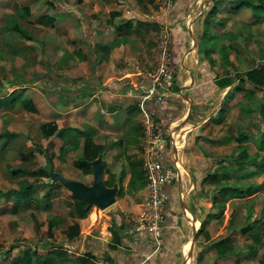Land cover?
Segmentation results:
<instances>
[{"label":"rangeland","instance_id":"obj_1","mask_svg":"<svg viewBox=\"0 0 264 264\" xmlns=\"http://www.w3.org/2000/svg\"><path fill=\"white\" fill-rule=\"evenodd\" d=\"M203 1L205 0H194L196 3L193 8L198 7V11L189 10L188 21L182 26L187 34H181V37L176 39L178 41L181 38V45L175 41L173 31L167 29L169 34L165 39L166 63L172 76L170 91L173 93L178 91L176 84L185 78L188 79L191 74V86L200 85L203 80L214 84L215 79H219L218 83L229 79L233 81L234 86L239 84L238 77H244L247 71L264 70V22L254 23L251 9L237 8L240 0H216L218 10L211 19L208 11L213 2ZM66 3H69V0H66ZM26 6L31 8L30 17L24 10ZM174 8L172 3L168 10ZM53 9H57L56 0H0V134L7 131L14 134L12 138L0 140V264H23L26 260L25 254L29 251L39 253L45 258L59 250L68 253L64 261L69 264L70 260L74 261L71 258L77 256L75 249L78 244L83 245L84 254L99 255L104 252L103 257L109 259L112 264V255L120 257L131 254L127 242H135L138 239L152 243L153 251L159 252L160 237L141 236L136 230L137 224L132 220L152 207L153 194L148 187L146 166L152 156V149L156 148L154 151H158L157 157L161 158L163 165L170 170V185L177 186L178 170L173 159L175 146L172 126L174 123L177 127L183 126L182 123L189 120L191 111L195 110V104L190 103L189 97L188 104L186 101L183 103L181 97H177L176 102H171L169 97L165 98L162 106L173 108L174 111L172 115L167 116L153 114L146 105V102H153L151 100H144L143 103L141 98L135 99L136 102H127L129 109L136 113L138 118L133 121L132 127L124 130L125 135H122V138H115L114 148L102 150V156L108 163L105 181L119 184L121 191L115 204L98 213L96 207L89 209L79 224L74 214V205L78 200L69 189L53 181L47 173L53 169L70 179L92 185L94 175L83 173L77 163L82 157L92 160L95 147L88 152H84V149L78 152H60L63 140L57 136L46 139L41 131L42 125L52 122L43 100L47 94L53 93L57 79L62 78V75L57 74L59 49L65 47L60 37L62 34L54 31L52 24L44 23L42 17L50 15ZM175 10L173 13L176 14ZM195 18L199 21V27L196 28L198 34H193ZM16 24L31 33L33 40H27L20 33L13 32L11 28ZM209 32L210 34H205ZM204 35H207V41H203ZM184 45L186 49L180 50ZM207 49L210 51L207 52ZM153 58H150V62H153ZM157 65L160 68L161 64ZM155 66L149 67V70ZM26 85L33 88V94L39 93L37 105L32 101L29 105L25 104L28 90ZM240 88L239 90L247 92V97L244 101L242 95L238 109L247 108L249 120L247 119L246 128L242 125L237 126V129L233 125L229 128L235 140L237 135L242 134L247 135L246 139L244 135L239 136V144L235 150L214 160L205 178L217 174V179L207 182L204 178L197 188H193L191 198L189 196L184 199L179 195V210L184 214L187 209L192 216V210L197 211L199 204L203 205V196H207L205 209L213 211L225 204L224 213L220 217L224 222L231 199L230 195L219 194V190L236 186L244 190L254 189V197L260 192L264 193V149L259 148V144L264 145V88L255 89L244 83L240 84ZM207 89L204 99L210 100L209 107L214 104L217 106L219 101L216 100L224 98L225 93H222L221 89L218 92L217 89L210 91V87ZM13 96H19V99L11 107ZM230 102L226 101L225 105ZM235 131L237 134H234ZM220 132L223 135L225 129ZM159 134L160 137L156 138ZM211 134L213 135V130ZM244 141L251 142L249 150H245ZM117 143H120V149ZM228 143L231 142L226 141V144ZM183 162L184 168L187 169V161L184 159ZM19 171L22 173H17ZM30 186L33 190L26 197L25 191ZM256 198L253 199V204H247L248 208L252 209V213L248 215L244 212L246 205L236 203L234 214L230 215L231 220L228 221L231 222L228 228L235 229H232L235 236L242 233V238H245L246 234L255 240L261 241L264 238V233L262 236V230L257 227L259 223L264 226V211L260 213L259 209H256L262 207L258 201L260 195ZM215 199L219 204L211 208ZM189 218L191 219L190 216ZM74 224L80 225V236L72 241L68 238V228ZM232 235L220 237L229 241L236 240ZM152 257L151 255L139 258L149 261Z\"/></svg>","mask_w":264,"mask_h":264},{"label":"crops","instance_id":"obj_2","mask_svg":"<svg viewBox=\"0 0 264 264\" xmlns=\"http://www.w3.org/2000/svg\"><path fill=\"white\" fill-rule=\"evenodd\" d=\"M172 3L175 5L176 14L173 13L174 10H168ZM195 3L194 0H69V3H66V0H56L57 9H53L50 15L42 16L52 18V27L54 31H59L58 34H62L60 37L65 46L59 49L58 53L57 74L62 75V78L57 79L53 93L45 96L44 106L49 111L51 121L55 122L59 129L73 128L86 134L78 150L84 148L86 137L93 138L97 145L105 148L104 150H110L115 147V138L119 136L122 138V135H125L124 130L132 127L133 121L138 117L129 109L127 102L141 99L144 94L143 88L148 84V76L157 73L158 63L161 64L160 67L165 66L167 57L165 39L169 34L167 29L173 31L175 41L181 37V34H187L182 26L188 21L187 14L190 9L198 11V7L193 8ZM198 23L195 18L192 26L193 34H198L196 31L199 27ZM180 40L181 38L177 41L179 45H181ZM203 41H207L206 38ZM184 49H186L185 45L180 48V50ZM152 56L153 62H150ZM154 65L156 68L149 70V67ZM191 79H193L192 74L188 79L178 82L177 93L171 92L169 88L171 102H176V98L181 97L183 103L186 101L185 103L188 104L190 98V103H194L196 108L191 111L190 119L182 123L183 126L177 127L176 123L172 126L175 145L180 148L178 152L175 148L173 159L178 158L180 172L178 171L177 186L165 187L170 200L165 207L167 218L159 242L161 248L159 252H153L150 242H143L140 239L127 242L128 250L132 253L120 257L116 254L112 255L114 257L112 264H144L143 262L183 264L185 260L186 264H264V238L261 241L255 240L247 234L242 238V233L235 236L232 232L235 229L228 228L231 223L228 222L230 215L234 214L237 202L246 205L244 212L248 215L252 213V209L248 208L247 204H253V199L260 195L258 201L262 207L256 209H259L260 213L264 211L263 192L255 197L231 199L224 222L220 218L219 208L213 211L204 208L207 196H203V202L201 201L203 205L199 204L197 211L191 209L192 216L187 209L185 214L179 210L181 205L179 197L191 198L190 193L193 188H197L202 183L214 160L235 150L239 144L237 142L239 136L244 135L246 139L247 135L242 134L237 135L235 140L229 127L233 125L237 129V126L242 125L246 128L247 119L249 120L246 106L244 110L238 109L242 95L245 101L247 92L240 90L235 92L232 98L227 97L228 92L238 86V83L222 89L218 87L219 79L213 80L214 84L203 80L202 84L194 83L195 85L192 86ZM244 85L250 84L244 83ZM25 87L28 89L25 97L37 105L39 93L33 94L34 90L30 85ZM209 87L210 91L214 92L217 89L218 92L221 89L222 93H225L224 98L216 100L219 101L217 106L210 103L212 106L209 107L210 100L204 99ZM163 90L166 91L165 88ZM228 100L231 102L225 105ZM159 107V115L169 116L174 112L173 108ZM223 129L225 133L221 135L220 131ZM217 134L220 135L216 136ZM234 134L237 132L235 131ZM185 141V148L181 150ZM226 141L231 143L226 144ZM244 142L245 150L247 148L249 150L251 142ZM119 144L117 143L118 149H120ZM259 148L264 149V145L259 144ZM184 159L188 163V170L184 168ZM227 195L223 194V196ZM76 217L78 223H82L83 219ZM207 219L209 223L205 231L198 235L202 222ZM232 223L236 224V222ZM257 227L262 230L263 236L264 226L259 223ZM193 231L197 234L192 256L189 258ZM221 235L225 237L232 235L234 239L236 238L227 242L228 250H224L226 256H220L216 246L220 239H226L220 237ZM75 244L77 245V242ZM75 250L77 256L72 257L74 261L70 260L69 264H110L109 259L103 257L104 252H100L99 255L84 254L82 244H78ZM230 250H236V253L230 255L228 254ZM67 255L66 251L59 250L42 258L39 253L29 251L25 254V262L31 258L32 264H42L45 260L46 264H66L64 260ZM138 255L153 257L145 261Z\"/></svg>","mask_w":264,"mask_h":264},{"label":"trees","instance_id":"obj_3","mask_svg":"<svg viewBox=\"0 0 264 264\" xmlns=\"http://www.w3.org/2000/svg\"><path fill=\"white\" fill-rule=\"evenodd\" d=\"M38 1V0H35ZM213 2V6L211 7V9L208 11L209 17L212 19L215 14L217 13V1L216 0H212ZM240 4L237 8L243 9V8H249L252 11L253 14V18L255 19L256 24L262 23L264 22V0H258V1H254V0H240L239 1ZM26 14L28 15V17L31 16V8L30 6H26L24 8ZM43 20L45 23H50L52 24V18L50 17H43ZM11 30H13V32H17L20 33L23 38L27 39V40H33V36H31L21 25H14ZM206 37H203V39H205ZM210 50H207V52H209ZM239 80V85L236 86L233 90L229 91L227 94V97H233L234 96V92L238 91L240 88V84L243 83H249L250 85H252L255 89H263L264 88V70L263 69H252L246 72L245 76L242 77H238ZM233 84V81L226 79L223 80L221 83H218V87H229ZM240 91V90H239ZM19 96H13L11 101H10V106L12 107L13 105H15L16 101H18ZM25 104L29 105L31 100L29 98H25ZM135 101V100H134ZM136 102V101H135ZM147 107L149 109H151V111L155 114H158V110L160 109V107L157 104H154L153 102H146ZM41 131L43 136L46 139H50L54 136H57L59 138H61L63 140V145L60 148V152H69V151H77L82 143V139L84 136H86V134H84V132L78 130V129H59L58 125L55 122H50L47 124H44L41 126ZM14 137V134L10 131L5 132L4 134H0V140L4 139V138H12ZM93 138H89L86 137L84 140V152H88L89 149L94 148L95 151L92 152L93 155V159L92 160H87L84 157H82L78 163H77V167L85 174H94L93 173V167H92V161H94L95 159H97L100 155H102V150L103 146H99L97 144L93 145ZM84 156V155H83ZM51 164V162H50ZM53 170V169H52ZM47 172V171H45ZM17 173H22L21 171L17 172ZM47 176L50 177V172L47 173ZM217 179V174H213L210 176H207L204 181H211ZM122 180V179H121ZM120 180V181H121ZM106 186L108 187H113L115 185L114 183H109L108 181H105ZM32 187L30 186L29 188L26 189V197H28L29 193L32 191ZM254 190V189H253ZM252 188H248L247 190H244L243 188L240 187H236V186H230L229 188H222L221 190H219V192H221L222 194L227 195L228 193H230V199H243L245 197L248 196H252V192H253ZM121 191V188H120ZM167 195H168V201L170 200V196L167 192V190H165ZM72 195L75 199L78 200V202L74 205V214H76V216H78L79 218H84L86 217V215L89 212V208L87 207V203L85 200H83V198L81 196H79L76 193L72 192ZM218 200L215 199L213 201V207L218 205ZM167 205V204H166ZM162 209V212L165 216V220H166V213H165V207ZM225 204H223L222 206H220V212L221 214L224 213ZM208 219L205 220L204 222H202L201 228L198 231V235H201L204 231H205V227L208 224ZM56 225V222H55ZM114 234V232H112ZM80 236V225L79 224H74L72 226H70L68 228V238L72 241L76 240L78 237ZM229 241V239H220V241L217 242V248L219 251V255L220 256H226V252L224 250H228L227 247V242ZM224 251V252H223ZM236 253V250H230L228 252V254L230 255H234ZM227 254V255H228ZM21 261V260H20ZM50 263V262H49ZM23 264H32L31 262V258H29L26 262H24ZM40 264V263H39ZM42 264H46V260L44 262H42Z\"/></svg>","mask_w":264,"mask_h":264},{"label":"built area","instance_id":"obj_4","mask_svg":"<svg viewBox=\"0 0 264 264\" xmlns=\"http://www.w3.org/2000/svg\"><path fill=\"white\" fill-rule=\"evenodd\" d=\"M172 76L169 74V66L166 63L165 66L159 68L157 73L151 74L147 78V85L144 90V94L142 95L143 103L144 100H151L155 104L162 106L164 104L165 98H168L170 95L169 88L172 86L171 81ZM166 89V91L162 89ZM154 114V113H153ZM160 137V134L156 136V138ZM174 146L177 150V145ZM163 147V146H160ZM185 147V142L181 148ZM156 148L152 149V156L147 163V181L148 187L153 194L152 207L148 210L143 211L138 216L133 218L132 221H135L137 224L136 230L140 232L141 236H155L160 237L162 235L163 228L165 226V216L162 212V209L167 203L168 195L165 191V187L171 184L170 178V170L166 169L167 167L163 165V160L158 158V151H154ZM158 149V148H157ZM174 163L177 167V170L180 172L178 168V158L174 159ZM177 171V179L179 177ZM155 252V251H153Z\"/></svg>","mask_w":264,"mask_h":264},{"label":"water","instance_id":"obj_5","mask_svg":"<svg viewBox=\"0 0 264 264\" xmlns=\"http://www.w3.org/2000/svg\"><path fill=\"white\" fill-rule=\"evenodd\" d=\"M91 164L94 173L92 185H87L81 181L70 179L61 173L55 172L54 170L50 171V178L53 181L60 183L71 192L81 196L83 200L86 201L87 207L89 209L96 207L98 213L100 210H105L116 203L120 188L119 184L117 183L113 187L106 186L105 173L108 163L104 160L102 155L92 161ZM196 234L197 232H195L193 235L190 252L191 254H189V256H192ZM183 264H186V260Z\"/></svg>","mask_w":264,"mask_h":264}]
</instances>
